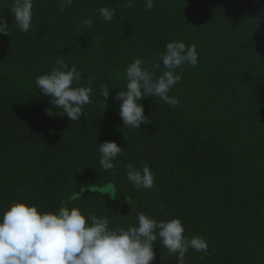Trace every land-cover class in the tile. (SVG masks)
<instances>
[{
  "label": "trees",
  "instance_id": "16d2710c",
  "mask_svg": "<svg viewBox=\"0 0 264 264\" xmlns=\"http://www.w3.org/2000/svg\"><path fill=\"white\" fill-rule=\"evenodd\" d=\"M34 0L33 27L21 32L10 14L12 0H0V15L12 28L0 35V215L11 202L25 200L56 210L80 186H89L79 206L98 217L113 194L99 189L127 181L125 166L148 164L156 180V203H167L215 241L264 243V0ZM116 8L109 22L95 9ZM195 43L197 67L177 71L182 79L170 91L175 107L159 97L141 103L149 124L130 129L113 101L123 90V69L134 57L152 69L170 40ZM63 56L91 77L94 103L87 115L70 121L35 86ZM110 89L107 107L100 86ZM113 88V89H112ZM115 141L125 149L118 167L104 171L97 143ZM132 187V186H131ZM134 188V187H133ZM140 191V190H139ZM121 195V194H119ZM118 195V196H119ZM111 196L112 198H109ZM209 227V228H208ZM215 230V231H214ZM214 231V232H213ZM219 236V238H218ZM212 237V238H213Z\"/></svg>",
  "mask_w": 264,
  "mask_h": 264
},
{
  "label": "clouds",
  "instance_id": "9594fccd",
  "mask_svg": "<svg viewBox=\"0 0 264 264\" xmlns=\"http://www.w3.org/2000/svg\"><path fill=\"white\" fill-rule=\"evenodd\" d=\"M71 2L61 0V10ZM33 7L34 0H12L8 8L15 26L23 33L33 27ZM123 7H132V0H127ZM154 7V0H145L146 10ZM115 15L114 7H98L94 15L88 16L77 27H90L96 16L109 22ZM11 31L8 20L0 15V35L10 36ZM199 61L197 45L186 44L181 39L167 42L165 50L151 65L152 69L163 66L159 76L146 66L143 58L134 57L123 69L124 89H119L112 98L119 104L118 115L122 124L130 129L149 124L141 103L146 97H159L175 108L180 101L169 93L182 79L177 69L195 68ZM81 79L82 71L76 65L70 67L63 56H58L50 72L36 76L35 86L50 98L52 107L61 109L62 115L70 121L79 122L82 114L87 115L84 106L94 103L95 84L91 77L86 84H81ZM99 94L103 97L101 103L105 109L110 89L101 85ZM97 151L99 164L107 172L118 167L116 161L125 149L115 141H104L97 143ZM125 174L127 181L137 190L154 187L156 177L148 164L137 167L135 162L128 163ZM111 187L99 190L108 192ZM89 190L92 191L89 186H80L79 192L72 193L64 206L56 210H43L40 205L25 200L11 202L0 215V264H152L156 259L154 245L157 241L172 257V260L163 259L162 264L165 261L186 264L190 250L192 253H207L206 239L201 235L189 236L179 217L165 219L160 215L163 217L160 219L140 211L131 219L132 225L115 228L107 216L98 217L91 211L85 213L79 206H67Z\"/></svg>",
  "mask_w": 264,
  "mask_h": 264
},
{
  "label": "flooded vegetation",
  "instance_id": "af4514ba",
  "mask_svg": "<svg viewBox=\"0 0 264 264\" xmlns=\"http://www.w3.org/2000/svg\"><path fill=\"white\" fill-rule=\"evenodd\" d=\"M156 200L157 197L154 193H142L141 191L134 194L118 193L113 196L114 202H110L109 208L102 209L101 213L109 218L111 226L115 228H127L132 225L131 219H134L136 213L140 211L149 216L155 215L160 219L179 217L186 226L189 236L201 235L207 241L211 237L209 232L215 229L214 227L210 228L209 232L208 229L201 232L195 223L189 222L172 205L164 202L157 204ZM133 209L134 211H132ZM156 231L158 232V230ZM214 243V246L208 247L207 253H192L193 250H190L188 253L190 256L186 257V264H264V243L259 248L255 247L253 239L242 242H229L221 239L214 241ZM154 251L156 259L152 264H162L165 258L172 260V257L159 241L154 245ZM164 264H169V262L165 261Z\"/></svg>",
  "mask_w": 264,
  "mask_h": 264
},
{
  "label": "rangeland",
  "instance_id": "374dc122",
  "mask_svg": "<svg viewBox=\"0 0 264 264\" xmlns=\"http://www.w3.org/2000/svg\"><path fill=\"white\" fill-rule=\"evenodd\" d=\"M132 186V187H131ZM134 186L133 185H129V184H125V185H123V188H122V190L124 191V192H127L128 194H134V193H136V192H140V191H143L144 189H141L140 191L139 190H137V189H135V188H133ZM117 186L115 185V186H113L112 185V187L109 189V191L108 192H104V193H106V194H113V196H114V194H115V192L117 191ZM109 198H112L111 196H109ZM101 210H102V207L99 209V210H97L98 211V213L99 214H101L100 216H103L102 215V213H101ZM261 217L262 218H264V213L263 214H261ZM264 220V219H263ZM215 231V230H214ZM213 231V232H214ZM213 236H211L209 239H208V241H207V239H206V241L208 242V246L209 247H212V246H214V241L216 240V237H213ZM218 238H219V236H218ZM210 241V242H209Z\"/></svg>",
  "mask_w": 264,
  "mask_h": 264
}]
</instances>
